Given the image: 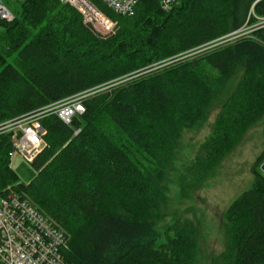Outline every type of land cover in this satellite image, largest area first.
<instances>
[{
	"label": "trees",
	"instance_id": "trees-1",
	"mask_svg": "<svg viewBox=\"0 0 264 264\" xmlns=\"http://www.w3.org/2000/svg\"><path fill=\"white\" fill-rule=\"evenodd\" d=\"M20 1L12 20L0 18V124L172 62L90 92L69 124L46 112L47 146L28 183L11 165L12 133L0 130V197L15 188L60 225L67 264H193L195 236L161 214L160 148L226 98L194 164L206 175L264 108V22L254 37L224 38L264 18V0H175L170 11L140 0L131 15L100 4L119 21L107 38L60 0ZM225 218L226 264H264V173Z\"/></svg>",
	"mask_w": 264,
	"mask_h": 264
},
{
	"label": "rangeland",
	"instance_id": "rangeland-1",
	"mask_svg": "<svg viewBox=\"0 0 264 264\" xmlns=\"http://www.w3.org/2000/svg\"><path fill=\"white\" fill-rule=\"evenodd\" d=\"M6 1L14 14L19 12L20 0ZM263 20L264 18H259L224 38L226 41H236L243 37H254L253 31L262 26L260 23L263 22L260 21ZM1 30L0 26V32ZM171 62L156 61L139 71L111 81L113 84L109 82L99 86V91L107 90L143 72L160 70ZM99 87L72 96H88ZM225 100L226 98L219 96L204 110L201 120L173 129L169 137L163 138L160 148L161 155L165 158L163 172L167 177L159 183L162 186L159 204L161 214L165 221L176 220L195 236L196 254L193 264H226V210L239 194L251 186L255 173H264L261 169L264 162V108L253 117L246 130L208 174L204 175L195 168V161L203 154L202 145L212 134L215 122L225 107ZM15 121H12L13 125L5 132L12 133ZM11 165L22 182L28 183L37 175L33 164L21 154L12 157Z\"/></svg>",
	"mask_w": 264,
	"mask_h": 264
},
{
	"label": "built area",
	"instance_id": "built-area-1",
	"mask_svg": "<svg viewBox=\"0 0 264 264\" xmlns=\"http://www.w3.org/2000/svg\"><path fill=\"white\" fill-rule=\"evenodd\" d=\"M76 9L84 24L99 37H109L119 29L100 4L118 15H131L140 0H60ZM170 11L175 0H158ZM14 13L6 0H0V18L12 20ZM261 22H264L261 21ZM85 96L65 98L40 111L0 124V130L12 129L13 150L33 162L46 148L47 130L42 124L46 112L56 113L65 123H71L77 113L85 111ZM69 248L67 232L53 219L42 213L24 193L10 188L0 197V264H67L64 250Z\"/></svg>",
	"mask_w": 264,
	"mask_h": 264
},
{
	"label": "water",
	"instance_id": "water-1",
	"mask_svg": "<svg viewBox=\"0 0 264 264\" xmlns=\"http://www.w3.org/2000/svg\"><path fill=\"white\" fill-rule=\"evenodd\" d=\"M261 169H262V171L264 172V162H263L262 165H261Z\"/></svg>",
	"mask_w": 264,
	"mask_h": 264
}]
</instances>
